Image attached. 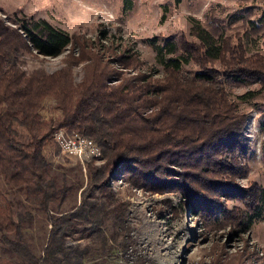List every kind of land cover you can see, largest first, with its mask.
Returning <instances> with one entry per match:
<instances>
[{
  "label": "trees",
  "instance_id": "16d2710c",
  "mask_svg": "<svg viewBox=\"0 0 264 264\" xmlns=\"http://www.w3.org/2000/svg\"><path fill=\"white\" fill-rule=\"evenodd\" d=\"M254 1L237 0L229 11L209 4L200 20L188 18L186 32L147 38L160 75L147 69L115 83L109 80L116 74L110 61L134 67L140 60L128 48L116 54V45L103 44L106 31L90 39L31 14L0 18V250L17 264L38 259L40 264H81L89 249L75 240L83 232L97 229L105 219L127 229L125 203L108 185L109 173L120 166L130 185L173 193L203 220L218 214L228 236L260 219L264 186L236 181L246 170L240 161L248 151L242 134L245 114L226 91L255 83L238 98L264 107V14L253 13ZM66 48L64 65L50 73L35 68L25 74L18 66L19 53L56 56ZM79 62L83 75L73 84L71 68ZM45 94L60 109L47 125L37 110ZM57 128L92 139L102 158L98 165H85V186L67 208H62L66 193L81 181L78 186L64 180L58 184L51 172L43 148ZM260 151L264 160V144ZM229 199L240 205L228 207ZM24 204L53 212L46 215L41 256L23 233L32 220ZM243 254L236 264H244ZM12 263L0 254V264ZM257 264L264 259L259 257Z\"/></svg>",
  "mask_w": 264,
  "mask_h": 264
},
{
  "label": "rangeland",
  "instance_id": "374dc122",
  "mask_svg": "<svg viewBox=\"0 0 264 264\" xmlns=\"http://www.w3.org/2000/svg\"><path fill=\"white\" fill-rule=\"evenodd\" d=\"M237 3V0H179L177 3L173 0H0V18L9 20L13 14H31L34 18L45 19L54 27L69 33L80 32L90 39L100 30L106 31V38L101 40L103 44L111 42L116 45V54L128 48L140 60V64L134 67L110 61L116 74H112L109 80L115 83L121 77L146 72L147 69H151L153 76L160 75V66L153 59L147 38L159 40L168 34L186 32L188 18L200 20L202 11L209 4L229 11ZM251 7L253 13L264 14V0H255ZM259 42H256V48L261 51ZM67 51L68 48L56 56L22 52L17 55L18 66L25 74L35 68L50 73L64 65ZM72 52L77 53L75 48ZM82 75V63L74 64L71 68L72 83L79 82ZM256 87L252 83L226 88L230 100L237 103V110L245 114L242 134L248 151L240 161L246 164V170L236 178L242 186L249 181L264 186V160L260 151L264 144V107L258 101L238 98L243 91ZM37 110L45 125L60 116V109L51 94L43 95ZM43 154L50 162L51 172L58 184L64 180L65 183L78 186L81 181L78 189L72 188L66 193L62 208L78 200V192L85 186V165L90 161L98 165L102 161L100 151L99 156L82 163L73 155L57 156L56 146L50 142V137ZM58 162L62 168H56ZM121 168L109 173L108 185L114 197L125 203L124 221L127 229L124 232L118 224L105 219L97 229L83 232L82 237L75 240L80 246L86 245L89 249L81 264H236L241 253H244V264H257L259 257L264 259V205L261 218L253 221L245 232L228 236L227 224L218 214L203 220L200 215L191 213L180 204L179 198L173 193H151L141 186L130 185L120 173ZM5 190L8 193V188ZM17 197L22 199L20 193ZM233 204L240 205L236 199L226 200L228 207ZM24 208L30 212L32 220L25 226L23 233L31 250L38 255L47 232L48 212L45 214L28 204H24ZM15 210L22 211L20 208ZM0 254L12 264H17L7 252L0 250Z\"/></svg>",
  "mask_w": 264,
  "mask_h": 264
},
{
  "label": "built area",
  "instance_id": "2783aa9c",
  "mask_svg": "<svg viewBox=\"0 0 264 264\" xmlns=\"http://www.w3.org/2000/svg\"><path fill=\"white\" fill-rule=\"evenodd\" d=\"M50 142L56 146L57 156L73 155L80 163L85 160H89L92 157L99 156V149L96 144L91 139L79 134L74 130L57 128L51 133ZM120 173H117L116 175L120 176ZM48 213L53 212L48 210ZM48 226L49 224H47V227ZM39 255H42L41 250ZM40 261L41 260L38 259L36 264H40Z\"/></svg>",
  "mask_w": 264,
  "mask_h": 264
}]
</instances>
